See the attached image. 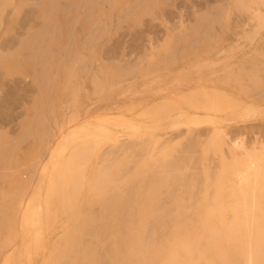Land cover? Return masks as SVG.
<instances>
[{"label": "bare ground", "instance_id": "bare-ground-1", "mask_svg": "<svg viewBox=\"0 0 264 264\" xmlns=\"http://www.w3.org/2000/svg\"><path fill=\"white\" fill-rule=\"evenodd\" d=\"M172 1L0 0V30L26 29L0 40V89H8L0 93V264H240L235 243L246 264H264V14L245 34L253 49L236 48L216 29L227 36L241 23L196 0L207 8L183 55L163 45L130 59L125 33L114 40L120 28L130 25L140 47L141 26ZM235 5L249 11L244 0ZM222 49L225 62L204 78ZM194 57L197 73L172 72ZM196 74L208 81L151 100L157 79ZM130 76L149 85L121 105L136 112L61 129L85 97L114 94ZM196 110L220 115L209 128L166 133L179 120L197 122ZM230 122L257 145L231 143Z\"/></svg>", "mask_w": 264, "mask_h": 264}, {"label": "rangeland", "instance_id": "rangeland-1", "mask_svg": "<svg viewBox=\"0 0 264 264\" xmlns=\"http://www.w3.org/2000/svg\"><path fill=\"white\" fill-rule=\"evenodd\" d=\"M193 1L194 0H189V1L188 0H174L167 7L162 9V11L159 13V18L147 19L146 25L147 24L148 25L147 26H141V28L139 27L140 29L138 28L139 30H142V27H144L142 32H143V34L145 33L144 36L146 37V39L145 38L143 39L144 41L143 40L140 42L137 41V43L139 42L138 45L141 42H144V43H145V41L147 42L145 44L141 43L142 45H140V47L136 46L137 44H135L136 38H134V36L132 35L133 32L131 31L130 25H127V26H124L123 28H120L118 34L115 35L114 40H118L119 35L122 36L125 33V35L123 36V41L125 40V42H124L125 47H123V48L125 49L124 52L127 51L129 53L130 59H136L138 57V52H140L141 49H144L146 47L155 48V47L163 46V45H169L171 48H173L175 50L177 49L179 55H183L184 54V47L181 45L183 42H185L187 40V37H188L187 33L189 31H191L199 23L200 18H201L200 13L204 9L207 8V6L200 5L199 4L200 2H197L196 0L194 2ZM207 1L211 2V3H218L221 8L225 9L228 13V17H229V21H230L231 25H234L235 23H241V27H238V28L234 29L233 31H228L226 34L227 36H223L221 28L218 27L216 29V33L220 34L218 39H220L224 43L227 42L228 44H231V45L235 46L236 48L244 47L247 50H252L253 49L252 41L246 39L245 34H247L249 31L252 30V28L256 22L257 17L260 14H264V0H244L249 5V11L245 14H239V11L236 9V5H235L236 0H207ZM28 2L35 3V0H28ZM29 9L30 8H28V7L26 8V10H29ZM11 14H12V10H10L8 12L6 20L13 21V18L10 16ZM213 14H215V13H213ZM5 24L7 25V23H5ZM32 25H34V23ZM21 31H26V29H22L19 25H14L12 27V31L10 33H6L4 30H0V40L5 41V40L9 39V37L12 34L16 35L17 32H21ZM262 34H264V31H262ZM224 43H222V44H224ZM198 54L200 55L201 53L199 52ZM99 55H101V53H99ZM212 58L214 60L209 59V61H207V64H205L204 68H203V66H201V68L206 69V71L204 73L205 75L202 74V75H204L203 76L204 78L209 77L208 73L211 72V70H213V67L218 68V67L223 65V63L225 62V60L227 58L226 49L220 50V52L217 55H212ZM195 60H196L195 57L190 58L188 61L183 62L181 64V66H178V67L173 66L172 72L176 73L178 71H181L183 68H185V70H191L192 68H194V71H192V72L195 73L197 71V69L195 68L197 65ZM196 75L198 76V74H196ZM196 75L193 76L194 80H191V81H190V79H184L185 81L183 79L180 81L179 80L178 81L173 80V79H170L171 77L169 75H165V76L157 79L156 80L157 82L164 81V82H166V84H164L163 82H160L157 84V82H156V84L150 85V86L154 87L155 90L153 89L154 91L152 90V92H154L155 94L154 93H153L154 95L151 94V97L153 99H151V97L149 99L157 100V98L161 99L162 96H163L162 98H165V97H169V95H170L169 98L174 97V99H176V97H175V95H177L176 91L177 92L179 90L182 91V90L188 88L189 86H191V84L194 87L195 83H196V85H198V84L201 85L202 83H205L206 81H208V80H204V82H203V79H201L200 76L196 77ZM155 77H156V75H155ZM24 82L30 83L29 79L24 80ZM197 82H199V83L197 84ZM160 84H162V85H160ZM125 86L126 87H124L123 89L114 90L113 91V92H115L114 94L113 93L108 94L105 92H99V93L95 94L94 97H85L83 99L85 106L82 109V111L80 112L78 119L72 120V118H69V117L65 118L66 123H65L64 127L61 129L62 130L66 129V128L69 129V128L75 126L78 122L80 123L84 120H87L88 118L93 119L94 117H99L103 114L115 116V115H118L121 111V112L126 113L127 115H132L133 112H136L138 109L136 111H133L132 107L131 108L130 107L125 108V106H124L121 108V105L127 104L132 99H136L137 97H140L139 93L133 94V92H145V90L149 89V85H148V83L147 84L143 83L142 81H140L136 77L130 76L126 80ZM7 91H8L7 88L0 89L1 96L5 97L7 94ZM172 94H173V96H172ZM156 96H157V98H156ZM193 113H194V115L197 114L196 116L201 117V118H198V120H197L198 123H200L201 120L203 122H201L200 124H198L197 122H194L191 124V123H187L184 120H179L176 123L173 122L175 124L170 125V127H169L170 129L168 128L166 133L183 132L187 129L188 125L194 127L195 129L209 128L210 126H212L211 124H213L209 118L215 117L216 115H218L216 117H219V115H220L217 112H215V113L212 111H208V112L204 111L203 112V110H199V111L196 110ZM206 117L209 120L207 119V121H206ZM203 118H205V119L203 120ZM251 122L252 121L248 120L244 124H250ZM231 123H233V125L231 127L228 126L229 129H227V131L229 130L228 131L229 134L227 132V135H228L227 139L229 140V138H230V140L233 141V142H231L229 140L231 143L238 146L241 151L245 150V148H247V147H252V146L257 145V143H254L255 137H253L250 133H244L238 137L237 136L238 132L236 133V129L234 130L235 122H230V124ZM14 126H15V123L13 125L7 126L6 131L12 132L14 130ZM59 129H60V127H59ZM59 129L57 131V134H59L60 133L59 131H61V129L60 130ZM235 135H236V137H235ZM129 136L130 135H125V136H123V138H120V139L126 140ZM164 136H168V134H165ZM262 140L263 139H261V141ZM216 157L219 158V155H217ZM25 177H27V175H25ZM220 189H221V186H218V185L214 186V187H212V192L220 190ZM212 210L215 211V208H212ZM237 246H238V243H235V248L230 252V254L231 255L234 254L236 256V258H238L240 260V264H246L244 261L242 251H240V249L237 248ZM246 249L248 251L249 250L253 251L255 249V245L249 244L246 246ZM261 254H262V252H259L258 256Z\"/></svg>", "mask_w": 264, "mask_h": 264}]
</instances>
